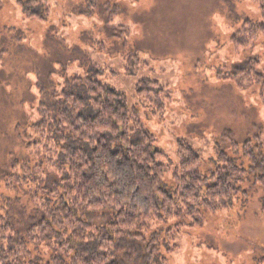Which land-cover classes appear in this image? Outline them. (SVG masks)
Returning <instances> with one entry per match:
<instances>
[{
    "label": "rangeland",
    "instance_id": "rangeland-1",
    "mask_svg": "<svg viewBox=\"0 0 264 264\" xmlns=\"http://www.w3.org/2000/svg\"><path fill=\"white\" fill-rule=\"evenodd\" d=\"M49 0L44 22L28 20L17 0H0V214L7 203L13 222L23 231L31 216H39L34 184L8 189L13 163L41 166L42 158L27 149L26 137L38 119L41 101L61 93L75 77L98 79L127 95L142 113L145 127L156 138V148L170 161L165 177L173 185L178 164V141L192 145L203 157V169L224 152L250 169L249 152L264 157V106L259 86L241 91L218 78L248 59L264 68V36L237 54L231 43L246 21L260 23L261 10L252 0ZM137 56V73L127 72ZM136 66V63L134 64ZM150 78L170 90L163 114L140 102L136 88ZM19 128V129H18ZM232 133L234 146L224 135ZM255 175L243 185L229 210L206 214L200 229L183 230L162 248L168 264H264V186ZM107 221L97 215L92 223ZM173 226L154 225L161 239ZM162 230V231H161ZM34 264H54L47 247L32 246Z\"/></svg>",
    "mask_w": 264,
    "mask_h": 264
},
{
    "label": "trees",
    "instance_id": "trees-1",
    "mask_svg": "<svg viewBox=\"0 0 264 264\" xmlns=\"http://www.w3.org/2000/svg\"><path fill=\"white\" fill-rule=\"evenodd\" d=\"M97 1L92 0L94 6ZM252 1L260 8L262 21H246L232 37L238 55L264 36V0ZM17 4L28 20L49 18V0ZM140 65L137 56L130 58L127 72L135 75ZM218 78L241 91L259 86L264 106V68L258 58L232 72H220ZM41 93L46 99L39 104L38 119L26 141L28 151L42 158V167L15 161L8 183L10 190L35 185L39 216H31L23 233L9 215L14 203H7L0 214V264H34L32 246L52 250L54 264H168L161 247L172 253L170 244L183 230L203 228L206 214L229 210L233 199L244 193L251 173L264 186V157L252 152L249 140L243 145L249 152L248 170L224 152L204 170L202 154L178 141L174 184L168 185L170 167L164 161L170 158L156 148L155 136L126 94L82 77L67 79L53 103L47 102L50 95L45 90ZM136 94L159 115L173 98L167 87L150 78L139 81ZM226 138L237 146L232 133ZM97 215L107 221L92 223ZM170 224L163 240L162 232H151L154 225Z\"/></svg>",
    "mask_w": 264,
    "mask_h": 264
}]
</instances>
